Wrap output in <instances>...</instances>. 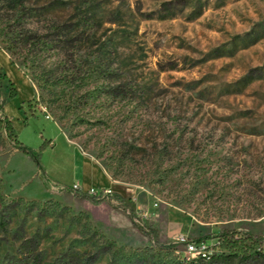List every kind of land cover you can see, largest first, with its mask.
Instances as JSON below:
<instances>
[{"label":"rangeland","instance_id":"1","mask_svg":"<svg viewBox=\"0 0 264 264\" xmlns=\"http://www.w3.org/2000/svg\"><path fill=\"white\" fill-rule=\"evenodd\" d=\"M0 27L42 38L58 84L40 99L12 47L36 93L16 79L10 99L0 73V119L48 185L0 126V264H131L170 244L183 258L205 237L221 254L223 232L264 255V0H0Z\"/></svg>","mask_w":264,"mask_h":264},{"label":"trees","instance_id":"2","mask_svg":"<svg viewBox=\"0 0 264 264\" xmlns=\"http://www.w3.org/2000/svg\"><path fill=\"white\" fill-rule=\"evenodd\" d=\"M13 35L14 34L11 29L6 30L5 27H0V44L3 45V48L1 49L8 55L12 65L14 64L12 60V56L14 55L12 47H16V45H18V47L24 51L25 60L29 59V62L32 64L31 82L40 91L41 99L48 88L58 85L57 82L50 81V78L47 76V72L44 69L39 71L40 64L38 63V56L43 51L44 47H46V42L32 31L29 32V36H24L20 41L13 39ZM5 79L7 80V78ZM11 86L12 88L9 93V98L15 99L17 97V91L12 83ZM0 126L11 136L12 148L32 161V163L37 167L40 176L43 179V183L48 185L45 173L39 165L40 152L24 147L16 136H12V123L4 115L0 119ZM51 144V141H45L40 150L44 149L46 146H51ZM60 191L71 192L68 189H62ZM118 208L124 212H129L126 206H119ZM129 218L132 223H135L133 217L130 216ZM136 227L141 229L138 225H136ZM145 233L152 240L150 233L148 231H145ZM237 234L238 232H223L216 236L217 248L223 251L221 254H208L204 257L197 256L190 261H185L182 258L174 256L172 251L174 245L170 244L165 246H156L157 252L150 256V258L149 256L146 258V255L131 253L133 255L128 258V261H130L131 264H250L256 263L259 260H264V255L255 248L263 242V238L252 236L249 233L243 234L242 237H237ZM208 239H210V237L196 239L189 243L200 244L204 240ZM247 242H250V245H247ZM112 259L113 258L109 259L107 264H114V259ZM84 264H90L89 260H87Z\"/></svg>","mask_w":264,"mask_h":264},{"label":"crops","instance_id":"3","mask_svg":"<svg viewBox=\"0 0 264 264\" xmlns=\"http://www.w3.org/2000/svg\"><path fill=\"white\" fill-rule=\"evenodd\" d=\"M0 73L3 77L7 78V80L10 81L11 83L16 79L21 81L24 87L28 89V94L25 98V101H29L35 96L36 92L31 82L26 78H24L23 75L17 70V68L11 64L8 55L1 49V47H0ZM16 91L18 92L19 89L17 88ZM99 173L101 177L100 184L102 186H107L108 182L106 181V178L103 177L102 172Z\"/></svg>","mask_w":264,"mask_h":264},{"label":"built area","instance_id":"4","mask_svg":"<svg viewBox=\"0 0 264 264\" xmlns=\"http://www.w3.org/2000/svg\"><path fill=\"white\" fill-rule=\"evenodd\" d=\"M90 194V196H100L102 195V197L106 196V194L109 193L108 190H94V189H91L89 190L88 192ZM180 243V242H179ZM182 243V242H181ZM185 247H186V254L185 256L182 258L183 260L185 261H190L194 258H196L197 256H206L208 255V253H204L202 252L198 246L196 244H193V243H187L185 244Z\"/></svg>","mask_w":264,"mask_h":264}]
</instances>
